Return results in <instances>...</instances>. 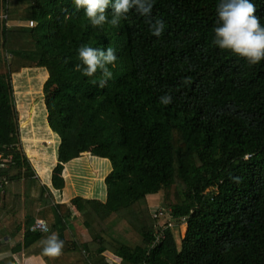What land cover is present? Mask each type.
<instances>
[{
	"label": "trees",
	"instance_id": "1",
	"mask_svg": "<svg viewBox=\"0 0 264 264\" xmlns=\"http://www.w3.org/2000/svg\"><path fill=\"white\" fill-rule=\"evenodd\" d=\"M219 2L154 0L152 18L165 24L155 37L135 11L94 27L73 0H0V181L20 183L0 190L4 199L23 195L20 208L2 207L0 264H21L18 255L46 264H264V60L250 65L213 44ZM250 2L264 25V0ZM81 46L115 50L106 87L93 83L99 72L84 75ZM24 70L49 73L44 104L60 140L49 186L24 145L13 83ZM86 153L112 164L106 202L57 203L65 166ZM161 191L164 215L152 216L148 196ZM77 212L85 221L74 229ZM40 219L45 233L32 230ZM53 233L64 242L56 259L43 253Z\"/></svg>",
	"mask_w": 264,
	"mask_h": 264
},
{
	"label": "clouds",
	"instance_id": "2",
	"mask_svg": "<svg viewBox=\"0 0 264 264\" xmlns=\"http://www.w3.org/2000/svg\"><path fill=\"white\" fill-rule=\"evenodd\" d=\"M73 2L77 10H85V15L94 27H102L106 23L118 25L121 18L128 19L129 13L135 11L145 17L153 36L160 37L165 29L163 20L152 18L154 0H73ZM109 6L113 9L110 21L107 14ZM256 11V5L250 0H220L216 8L217 26L213 29L214 45L244 58L250 65L264 60V25H261ZM78 54L85 66L84 75L92 77L99 72L101 78L93 83L98 84L100 88L106 87L113 76L108 66H114L117 60L115 50L108 47L105 52L96 47L81 46ZM159 99L164 105L172 102L171 95H164ZM63 247L64 242L53 233L44 241L43 253L56 259L62 255Z\"/></svg>",
	"mask_w": 264,
	"mask_h": 264
},
{
	"label": "rangeland",
	"instance_id": "3",
	"mask_svg": "<svg viewBox=\"0 0 264 264\" xmlns=\"http://www.w3.org/2000/svg\"><path fill=\"white\" fill-rule=\"evenodd\" d=\"M9 25L12 26L13 24H9ZM48 80H49V73L45 70H30L27 72H22L19 77L18 76L15 78L13 77V83H14L15 91H16L17 109L20 113V121L22 124V130L24 131V135H23L24 145L25 146L27 145V152H29L30 150H34L33 158L36 161H38L39 163L45 161L46 166H47L46 169L50 167L53 162L54 149L53 147H51L50 150L47 149L46 148L47 146L42 142L43 140H45L46 142L48 141V144L56 143V139L55 138L53 139L50 133L46 134L45 131H42L43 128H45V130L47 128L46 126H44L45 123H43V120H47L46 118L47 112H46V106L44 104L45 96L43 94V88ZM39 131L42 132L41 135H39ZM44 157H46V160L42 159ZM39 160H43V161H39ZM35 164L37 163L35 162ZM39 170L41 171L40 167H39ZM46 171L48 172V170ZM86 172H89L90 175ZM90 172H91L90 169L85 170L83 172H77L78 175H80V177H76L78 182L75 181L72 184H69L68 189L66 188L67 189L66 192H68V194L72 192V195H70L67 199L65 198L63 200V198L60 197V194L55 192V199L57 203H63L64 201L65 203H69L71 202V200L76 198L74 196L81 195L82 190H83V187H81L82 186L81 182H87L90 176H93V174ZM81 173H84V174H81ZM41 174L43 175L44 173L41 171ZM42 179L44 180L43 182H45L46 179L45 178H42ZM45 183L49 185L48 182H45ZM17 186L20 188V183L11 184L10 186H7V187L4 186V184H2V188L6 187L5 189L3 188V191H6V192L11 191V190L15 192V189ZM3 191L0 190V197L3 194ZM87 191L88 190L84 192H87ZM92 193L93 192L89 194H92ZM10 196L12 197V203L16 204L15 208L12 209V206L10 205V202H9L10 197H7V196H6V199H4V206L10 209L11 211H14L17 209V207H19L20 199L23 197V195L22 193H20L17 197L14 194ZM147 202L149 205L150 214L152 215L153 213L152 216L159 215V214H161L162 216L164 215V213H162L164 212V210L162 209L165 206L163 204L164 202V192L163 191L159 192L158 194L148 196ZM161 206H162V209H160ZM22 209H23L22 211H24V209L26 210V208H24V205L22 206ZM1 210L2 208L0 209V212ZM77 213L79 217H76V219L73 220L77 223L74 229H76L80 225L83 226L82 224H84V221H85L84 217L79 212ZM40 220L45 221L44 219H40ZM80 235L82 236V238L89 236V241H91V236L87 229H84L81 227ZM7 240H10L12 243H15L17 241V239L11 238L10 236L7 238ZM177 241L178 243L180 242V237H177ZM18 257H19L18 260L22 264V261L24 262L23 257L21 255ZM113 260H114V257L111 256V261ZM113 263H115V261H113Z\"/></svg>",
	"mask_w": 264,
	"mask_h": 264
},
{
	"label": "crops",
	"instance_id": "4",
	"mask_svg": "<svg viewBox=\"0 0 264 264\" xmlns=\"http://www.w3.org/2000/svg\"><path fill=\"white\" fill-rule=\"evenodd\" d=\"M1 19H4V16H2ZM8 27H20V25L19 24H13L12 26L8 25ZM27 71H30V70H24L23 72H27ZM20 75H15L14 78L17 76L19 77ZM46 118H47V114H46ZM43 123H45L44 126H46L47 128H46V130H45V128H43L42 131H45L46 134L50 133L51 137L53 139L54 138L56 139V143H54V144H48V141L46 142L45 140H43V142H42L47 146L46 147L47 149L50 150L51 147H53V149H54V152H53L54 159H53L51 166L46 169V167H47L46 163H45V161H43V160H46V157L42 158L43 160H39V161H43V162L39 163L38 161H36L33 158L34 150H30L29 152H27V145L25 146V149H26V153L30 157L32 165L34 166L35 170L37 171L39 177L41 179L45 178L46 179L45 182H48L50 184L52 170L54 168V165L56 164L57 149H58L60 140H59L58 136L51 131V128L49 127L47 120H43ZM22 133H24L23 130H22ZM41 134H42V132L39 131V135H41ZM77 161H80V162H77ZM35 162L37 164H35ZM39 167H40L41 171L44 173L43 175L41 174ZM45 169L48 170V172ZM88 169L91 170L90 173H92L93 176H90V178L88 179L87 182H81L82 183L81 187H83L82 194L76 195L74 197H77V196H83L86 198L92 197L94 199H98V200H101L103 202H106L107 196H108V194H107L108 190H107V185H106L105 181L113 170L112 164L108 159L93 157L89 153H86L82 157L75 159V160L71 161L70 163H68L65 166V170H64V178H65V180H67V189H68L69 184H72L73 182L77 181L76 177H80V175H78L77 172H83V171L88 170ZM86 173L89 174V172H86ZM81 174H84V173H81ZM2 184H3V181H0L1 186H2ZM46 185H48V184H46ZM86 185H87V187H86ZM0 189H2V188H0ZM67 189H65L64 193L60 194V197L63 198V200L65 198L67 199L70 195H72V192H70L69 194H68V192H66ZM86 190H88V191L84 192ZM91 192H93V193L89 194ZM12 194L13 193H9V195H8V197H10V201H9L10 204H13L12 203V197L10 196ZM85 195H87V196H85ZM63 203H65V201ZM3 205H4V198L1 196L0 197V209L3 207ZM0 213L2 214V210ZM77 232L79 233V236H81L80 230H78ZM83 240L85 242H88L89 236L83 238ZM18 256H20V255H18ZM21 256L24 259V262L22 261V264H46V262L43 261V259L40 257H31V258L26 260V258H24L23 255H21ZM18 258L19 257H17V259ZM112 264H119V263L116 261L115 263L112 262Z\"/></svg>",
	"mask_w": 264,
	"mask_h": 264
},
{
	"label": "built area",
	"instance_id": "5",
	"mask_svg": "<svg viewBox=\"0 0 264 264\" xmlns=\"http://www.w3.org/2000/svg\"><path fill=\"white\" fill-rule=\"evenodd\" d=\"M4 19H6V17H4ZM29 27L30 28H33V23H30L29 24ZM168 213V212H167ZM169 214V213H168ZM45 225H47L46 224V222L45 221H43V220H39V221H37L36 222V224L33 226V231L35 230V231H38V232H42V233H45V232H47V230H48V227H46ZM163 225H158L157 227H156V229H157V231H159V229H160V227H162ZM162 238H164V235H162ZM159 241H160V239H159V237L154 241V242H152L151 243V245H150V250H153L154 248H156V246H157V244L159 243Z\"/></svg>",
	"mask_w": 264,
	"mask_h": 264
},
{
	"label": "bare ground",
	"instance_id": "6",
	"mask_svg": "<svg viewBox=\"0 0 264 264\" xmlns=\"http://www.w3.org/2000/svg\"><path fill=\"white\" fill-rule=\"evenodd\" d=\"M46 227H48V225H45ZM162 235H163V233L161 232L160 234H159V239H162ZM156 240V239H155Z\"/></svg>",
	"mask_w": 264,
	"mask_h": 264
}]
</instances>
